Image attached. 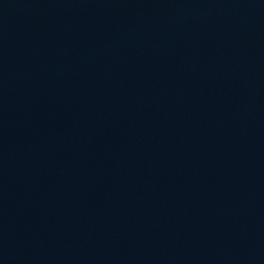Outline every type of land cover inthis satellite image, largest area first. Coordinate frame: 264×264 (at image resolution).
Returning a JSON list of instances; mask_svg holds the SVG:
<instances>
[{
	"label": "water",
	"instance_id": "obj_1",
	"mask_svg": "<svg viewBox=\"0 0 264 264\" xmlns=\"http://www.w3.org/2000/svg\"><path fill=\"white\" fill-rule=\"evenodd\" d=\"M0 264H264V0H0Z\"/></svg>",
	"mask_w": 264,
	"mask_h": 264
}]
</instances>
